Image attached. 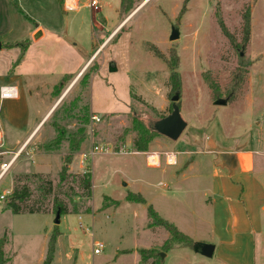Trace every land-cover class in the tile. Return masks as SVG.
<instances>
[{"label": "rangeland", "instance_id": "rangeland-1", "mask_svg": "<svg viewBox=\"0 0 264 264\" xmlns=\"http://www.w3.org/2000/svg\"><path fill=\"white\" fill-rule=\"evenodd\" d=\"M124 1L126 11L123 0H100L101 11L92 14L83 6L67 12L60 0H0V80L12 72L26 76L44 109L60 100L24 148L41 108L28 98L18 130L3 119L17 103H1L0 194L25 184L30 197L22 209L42 210L14 214L10 200L0 201L5 264H46L54 236L50 264H139L141 249L156 251L163 264H264V0ZM172 26L180 30L174 41ZM38 29L45 35L34 41ZM89 55L90 64L78 75ZM66 75L72 76L56 95ZM176 92L179 100L172 102ZM219 98H228V105H214ZM175 108L188 124L178 140L155 135L143 153L134 148L137 131L124 136L134 116L150 130ZM94 145L109 152L82 163L81 154ZM153 152L161 155L159 167L147 164ZM165 152L178 153L176 165H166ZM240 152L243 162L252 157L249 172L239 166ZM165 169L176 177L170 181ZM234 169L249 177L234 179ZM215 170L224 178L221 203L234 209L236 224L224 208L215 223L205 211L203 203L212 197L204 192ZM139 193L145 204L127 200ZM60 204L67 212L56 225ZM149 206L193 244L175 243L165 251L169 233L148 228ZM98 242L103 249L95 255ZM196 242L215 245L214 255L195 252Z\"/></svg>", "mask_w": 264, "mask_h": 264}, {"label": "trees", "instance_id": "trees-1", "mask_svg": "<svg viewBox=\"0 0 264 264\" xmlns=\"http://www.w3.org/2000/svg\"><path fill=\"white\" fill-rule=\"evenodd\" d=\"M61 5L63 6V0H60ZM125 6V1L123 0L122 3V8L124 11L128 10V8H124ZM89 74H86L84 76L85 79V84H87V79H88ZM71 76H67L63 79L62 84L59 83V86H57L55 88V94L57 95L58 93H60L61 91L58 92L59 88H61L63 86V84L65 82H67L69 80ZM83 110L85 111V108H83ZM60 129V128H59ZM61 130V129H60ZM131 131H137L138 132V137L136 138V140L134 141V148L136 151L139 152H147L148 151V147L149 144L151 143L153 137L155 135H160L158 132L155 131L154 128L148 130L145 129V126L142 124L141 121H139V119L134 116L133 117V125L131 129H128L124 132V136L128 133H130ZM63 136H62V132H61V137L56 141L57 145H59L60 140H62ZM124 138V137H123ZM55 144V143H54ZM79 144H75V146L73 148H71V154L75 153L78 150V146ZM50 150L55 149V147H48ZM117 150H119L117 148ZM73 158V157H72ZM69 159L71 160V155L69 156ZM71 161L67 160L66 164H70ZM66 164L63 168V171L61 173V180L64 181L67 177V171L68 169L66 168ZM24 176H22L23 178ZM21 180V177L17 178V181ZM83 184L85 186V190L87 193V197L91 196V176L90 175H86V177L83 179ZM30 197V191L28 189V187L24 184L22 186H18V184L16 185V187L13 189L12 193L7 197V199L5 200V202L7 200H10V202L8 203V207L12 210V212L14 214H22V213H29V214H36V213H41L42 210L41 209H30L29 211L23 210L22 209V205L24 204V202H26V200ZM127 200L130 202H134V203H141V204H145L146 200L145 198L139 193L138 195L135 194H130L127 197ZM57 210H61V215L64 214L66 211V209L64 208L63 205H59L57 207ZM148 215L150 218V223L148 225V228L152 229V228H163L165 229L168 233H169V239L164 243L163 245V249L165 251L171 249L173 247V245L175 243H183V244H188L191 243L193 244V241L190 239V237L186 236L185 234H183L179 228L174 225L173 223L169 222L166 219H163L157 212L156 210L152 207L149 206L148 207ZM55 236L52 237L50 245H49V250H48V256H47V262L46 264H50L52 258H53V253H54V248H55ZM139 254L141 255V261L139 262V264H145L149 259L154 258V260L157 262V264H163L160 259V255L154 251L153 249H141L139 250ZM0 264H5V259H4V255L3 252H0Z\"/></svg>", "mask_w": 264, "mask_h": 264}, {"label": "crops", "instance_id": "crops-1", "mask_svg": "<svg viewBox=\"0 0 264 264\" xmlns=\"http://www.w3.org/2000/svg\"><path fill=\"white\" fill-rule=\"evenodd\" d=\"M44 35H45V33H44ZM44 35H43V37H44ZM89 64H90V55L88 56L86 63L77 72L78 75H80L87 68V66ZM30 74L27 75V76L28 77L34 76V75H30ZM67 76H70V75L63 76L60 79L63 80ZM0 81H2V84H0V87L3 86V85L15 86V87H17V90H18L17 97L11 98V99H0V106H1V103H4L5 101H14V102L17 103V106L15 107V110H13L11 112L8 111L6 113V115L3 117V119L6 120V123H7V121H10V124H12L14 127L18 128V130H23V128H24L23 123L26 121V117H27L28 110H29L28 98H30L32 100V98L34 97L35 98L34 106L37 107V108H41L39 116L40 115H43V116H42V118L40 120H38L36 122V125L34 126V128L28 133V135L26 136L25 140L22 142L21 145H23V148H24V146L26 144H28V142H30V140L35 137V135L37 134L38 130L43 125L44 121L47 119L49 114H51V112L53 111V109L56 107L57 103L60 100L57 101L52 106H45L47 108L44 109V106L43 107H39L38 106L39 100H37L36 97L33 95L34 93H31L28 90L26 76H23L21 74H13V72H12V73H10L9 76L7 75L6 77L2 78ZM0 120L2 121L1 118H0ZM4 124H5V122H4ZM26 127H28V126H26ZM3 133H4V130H3ZM243 154H244L243 152H240L237 155L238 156V160H239L238 161L239 162V166L244 167V172H249L248 169H252L253 160H252L251 155L248 154L246 156L247 163H246V165H244V162L241 160V156ZM226 167L227 166H225V168ZM244 172L242 171V169L241 170H235L234 174L232 176H233L234 179L235 178L244 179V177H249V173H244ZM163 174L164 175H168L170 181L174 177H176V176H174V174H168L166 169L163 170ZM211 178H212V183H210V186L208 185L206 187L204 195H207V196L210 195L212 197V199L210 201H206V200L204 201L203 204L205 206V211L207 212V214L211 213V215H212L211 217L213 218L212 222L215 223L217 221L216 213L218 211H219V213H220V211L223 212V208H224V210L227 211L226 212L227 215H228L227 219L229 220V222L233 223V224H236L235 221H237V215H236L234 209L231 208L230 204H228L227 206L223 207V204L221 203V201L226 196V194L224 192V188L220 184V180L221 179L224 180L222 173H220L219 170H215L214 173L212 174ZM207 190H208V193H207ZM243 192H246V188L243 189ZM244 205H245V203H244ZM246 215L250 218L252 214H249V212L246 210ZM215 251H216V248H215Z\"/></svg>", "mask_w": 264, "mask_h": 264}, {"label": "built area", "instance_id": "built-area-1", "mask_svg": "<svg viewBox=\"0 0 264 264\" xmlns=\"http://www.w3.org/2000/svg\"><path fill=\"white\" fill-rule=\"evenodd\" d=\"M86 7L90 9L91 13H99L101 11L100 6L101 2L100 0H63V7L64 10L67 12H78L81 8ZM18 92L16 87L14 86H2L0 88V99H11L17 97ZM92 120L94 122H99L100 118L98 116L92 117ZM109 152L108 148H104L102 146L94 145L91 147L90 152L88 153H82V163L87 160L89 157L93 158L96 154H99L100 152ZM18 156V155H17ZM164 159L167 166H174L178 162V153L174 152H165L164 153ZM16 159H12L9 163H4L1 166L2 173L1 175H4L12 166L13 162H15ZM146 161L148 166L150 167H159L161 166V155L160 153L153 152L148 153L146 155ZM11 194L10 191L6 192L5 194H0V201H5L7 197ZM103 249V244L98 242L94 246V254L99 255L101 254Z\"/></svg>", "mask_w": 264, "mask_h": 264}, {"label": "water", "instance_id": "water-1", "mask_svg": "<svg viewBox=\"0 0 264 264\" xmlns=\"http://www.w3.org/2000/svg\"><path fill=\"white\" fill-rule=\"evenodd\" d=\"M44 35V32L42 29H38L34 36L33 40L38 41L40 40ZM180 38V30L179 27L172 26L171 29V35H170V40L174 41ZM1 48V46H0ZM110 71H115L116 67L114 63L109 64ZM179 100V94L176 92V94L172 97V102H177ZM229 99H224V98H219L214 102V105L216 106H227L228 105ZM187 123L186 121L182 118L178 108H175L174 112L169 115L166 118H163L159 121H157L154 124V129L156 132L159 134L168 137L172 140H178L184 130L187 128ZM125 185V184H124ZM54 224L60 225L61 224V211L58 210L56 214V218L54 219ZM216 246L213 244H208V243H202V242H196L194 244V250L195 252L201 254L202 256L205 257H212L214 255ZM161 256L164 258L165 255L161 253Z\"/></svg>", "mask_w": 264, "mask_h": 264}, {"label": "bare ground", "instance_id": "bare-ground-1", "mask_svg": "<svg viewBox=\"0 0 264 264\" xmlns=\"http://www.w3.org/2000/svg\"><path fill=\"white\" fill-rule=\"evenodd\" d=\"M247 158L244 159V165H246L247 161H246Z\"/></svg>", "mask_w": 264, "mask_h": 264}]
</instances>
